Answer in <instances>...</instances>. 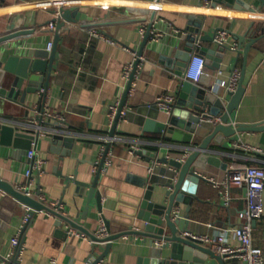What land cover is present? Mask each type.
I'll return each instance as SVG.
<instances>
[{
    "label": "crops",
    "instance_id": "1",
    "mask_svg": "<svg viewBox=\"0 0 264 264\" xmlns=\"http://www.w3.org/2000/svg\"><path fill=\"white\" fill-rule=\"evenodd\" d=\"M66 2L68 6L78 5L93 20L67 23L62 29L45 114L61 115L64 119L59 122L67 126L68 134L74 139L70 146H53L52 131L45 129L41 132L36 152L45 160L46 173L36 178L30 188L38 200L43 196L48 202L60 201L76 228L95 232L104 218L111 232L119 234L142 226L139 212L147 186H155L153 200L159 202L158 198L168 189L164 184L170 176L177 174L163 162L150 174L152 162L163 157L186 160L188 146L200 143L208 135L210 126L207 122L197 129L190 144L143 131L148 118L167 120L171 114L159 107L158 99L170 94L177 102L182 82L188 81L184 79V72L183 76L177 74L175 54L187 46V36L196 24H202L203 34L212 35L216 30H225L228 35L225 42L236 51L222 63L221 70L206 65L200 81L189 82L204 89L214 86L222 91L221 82L229 81L235 70L240 74L245 72L246 91L233 114V122L251 124L264 121V7L254 11L237 10L223 3L214 6L213 0ZM59 4L54 0H0V33H22L11 40L12 47L20 45L21 49L48 50V44L53 42L54 47L56 39V30H51L49 24L56 22L55 9ZM155 8L157 17L151 32L157 33L159 40L151 41L149 37L143 49L145 60L138 70L137 84L134 90H129L124 113L112 136L115 121L110 122V107L118 102L121 105L129 84L124 69L135 61L133 52L139 54L142 50L146 34L142 36L141 28L145 27L147 33ZM91 30L100 32L115 44L94 37ZM239 35L243 36L242 41L237 38ZM253 39L258 41L252 44ZM195 46L197 51L214 47L208 41H200ZM44 92L43 88L37 94L29 95V105L39 106ZM24 112V108L17 106L8 110L6 115L21 117ZM34 114L30 112L31 116ZM45 121L54 122L56 119L45 115ZM261 136V132L241 133L231 146L227 139L222 145L215 140L211 142V147L220 151L218 159L226 167L209 164L206 170H200L207 181L199 184L198 199L191 206L193 233L212 234L213 228L209 224L223 229L245 222L246 189L233 188L231 205L226 206L220 189L208 179L221 183L231 166H264L263 156L236 147V144L264 146ZM108 145L112 163L101 173L95 191H92L97 175L94 167L96 164L100 166ZM133 145L140 147L136 154L130 152ZM28 152L29 149L0 144V179L16 188L29 185L30 180L25 174L30 163ZM26 207L14 196L0 190V264L1 259L12 252V239L20 232ZM188 207L181 201L176 208L179 216L185 215ZM36 214L22 232L25 243L22 264H54L53 261L55 264H93V254L104 253L102 244L69 235L66 224L58 223L60 219L45 213ZM254 226L255 244L264 250V216ZM228 240L232 246L238 247L239 243L232 235ZM207 246L215 250L213 245ZM155 248L149 244V238H120L102 264H138L140 259L149 258ZM205 264L220 262L209 258Z\"/></svg>",
    "mask_w": 264,
    "mask_h": 264
},
{
    "label": "water",
    "instance_id": "2",
    "mask_svg": "<svg viewBox=\"0 0 264 264\" xmlns=\"http://www.w3.org/2000/svg\"><path fill=\"white\" fill-rule=\"evenodd\" d=\"M160 1L158 0V3ZM218 3L226 4L237 10L254 11L264 7V0H213L214 6ZM55 13H58L56 39L51 51L39 48L21 49L20 45H18L19 47H12L10 44L11 40L21 36L22 33H0V144L2 145L30 150L33 147V143L37 147L41 132L45 129L52 131L53 146L62 144L70 146L73 142L74 138L68 134L67 126L64 123L57 120L54 122L45 121V103L54 63L57 60L56 54L62 29L67 23L92 21L93 18L82 12L78 5L67 7L61 5ZM156 17L157 9L155 8L149 19L148 30L139 55L143 54V49L148 44ZM201 25L196 24L195 27L191 28L190 34L187 36L189 43L183 50L175 54V58L178 60L177 74L179 76H183V72L196 52L206 56V65L218 71L221 70L222 63L236 51L228 43L216 41L219 31L225 30H216L212 35L203 34ZM237 38L240 41L243 40L241 35L237 36ZM200 41H208L214 47L197 51L195 45ZM257 41V39H253L252 44ZM230 63H232V60H230ZM138 64L139 59L135 63V71L131 76L121 102L111 131L112 136L115 134L121 113L124 110ZM40 73H43V76ZM244 79L245 72L241 74L235 91H225L224 89L218 91L219 89L216 90L214 86L204 89L189 81H183L174 110L167 120L160 121L148 118L145 121L144 132L161 135L163 139L184 140L188 144L192 143L197 129L206 125L205 122L209 123L210 127L208 128V135L200 143L188 146L189 155L186 160L181 161L176 158L168 159L166 157L159 159L160 162L170 165L171 168L177 171V174L170 176L164 184L168 189L158 198L159 202L153 200L155 186H147L139 212L142 226L139 228L140 231L138 233L148 237L149 244L152 247H154L155 239H164L166 244L161 248L153 249L150 257L140 259L138 264H205L209 258H215L220 264H226L220 253L203 245L200 241L194 240L191 236H183V234L193 231L191 206L193 201L198 199L199 184L207 181L200 173V170H206L209 164L226 167V164H222L218 159L220 151L211 147V142L215 140L217 144L222 145L227 139V144L231 146L241 133L261 132V143L264 144V121L251 124L233 122V114L238 109L246 91ZM43 88L45 92L42 93L40 105L37 107L30 106L28 102L29 95L37 94ZM17 106L25 109L23 116L6 115L8 110ZM30 112H35V114L31 116ZM24 129L31 132H25ZM109 148L110 145L107 146L104 158L100 163L92 191H95L99 181L101 169ZM163 171L166 173V168ZM0 190L14 196L36 211L47 208L37 198L17 190L15 186L2 179H0ZM181 201L189 205V207L186 209L185 215L176 216L175 209L180 206ZM36 216L37 214L33 212L29 223ZM58 223L61 224V221L59 220ZM106 223L108 231L111 232L107 221ZM256 223L255 221L254 225ZM120 235L112 236L108 240L117 239ZM115 242L103 243L102 246L105 251L93 264H98L100 260H103L115 245ZM167 250L169 253L165 254Z\"/></svg>",
    "mask_w": 264,
    "mask_h": 264
},
{
    "label": "built area",
    "instance_id": "3",
    "mask_svg": "<svg viewBox=\"0 0 264 264\" xmlns=\"http://www.w3.org/2000/svg\"><path fill=\"white\" fill-rule=\"evenodd\" d=\"M55 2H60L59 8L61 5L65 7L68 6V0H54ZM209 2V0H206ZM70 5V4H69ZM58 8V9H59ZM58 9H55L58 11ZM58 18V13H57ZM57 22V21H56ZM55 21L49 24L51 30H56ZM141 34L144 36L146 34V28H141ZM91 35L94 37H100L106 39L107 41L114 43V41L106 38L100 32L96 30H91ZM227 32L221 31L217 37L216 41L219 43H225L227 39ZM151 41H158V34L154 31L151 32L150 35ZM53 48V42L48 44V50L51 51ZM135 55V61L139 59V65L136 68L135 75L133 77L131 83V91L134 90V87L137 84V80L139 78V68L141 63L145 60L143 55H139L137 52H133ZM135 61L129 63L124 69V77L129 82L133 72L135 71ZM206 67V58L205 56L195 53L188 64L186 70L184 71V79L193 82H199L203 74L205 73ZM241 78V74L239 71H234L232 77L229 81L221 82V87L225 91H235L239 80ZM176 103V98L173 95L165 94L161 96L157 104L161 109L171 114L174 105ZM120 109V102L112 105L109 111V119L111 124L114 123L118 112ZM124 111H122L121 116ZM49 118H55L58 121H62L64 119L61 115H54L52 113L45 114ZM237 148H242L248 152H254L264 157V146H255V145H240L236 144ZM140 151V147L138 145H133L130 149L132 154H136ZM111 151H108L104 165L101 169V173L107 171L108 167L111 165ZM28 158L30 159L29 167L27 168L25 174L29 178L30 183L27 186H18L17 190L29 195L34 196L35 192L31 191V185H33L36 181V178H41L45 173V160L41 157L37 156L36 147H32L28 152ZM185 160V159H184ZM182 160V161H184ZM160 165V160L155 159L151 166L149 167L150 174H153ZM99 164H96L94 167V172L98 173ZM212 182L218 189H220L221 196L224 200V204L226 206L231 205L232 201V189L233 188H245L246 189V216L245 222L232 228H223L217 229L209 224L210 228H213L212 234H196L193 232H185L183 236H191L194 240L200 241L203 245H213L215 247L216 252L220 253L225 261L231 262L230 264H264V250L258 247L255 244V226L254 222H258L264 216V166L261 165H243V166H231L227 169L224 180L221 183L216 182L214 179H208ZM40 199V198H39ZM42 204H44L47 208L35 211L30 207H26V214L23 218L22 226L20 232L17 233L16 236L12 239V252L5 258L1 259V264H22L23 261V253L25 249V243L22 240V232L26 225L30 222L33 212L35 213H45L49 217H55L61 220V222L66 224V229L69 235L77 236L82 239H88L93 244H103L108 243L110 241H116L120 238L125 240L128 239H144L147 240L148 237L140 235L138 232L139 228L131 229L126 232L119 233L121 234L117 239L108 240L114 234L109 232L107 229V223L104 218L101 219L100 228L95 232H87L76 228L72 221L69 219L67 214L64 212L63 204L58 200L47 201L45 197L41 196L39 200ZM176 216L179 215V210L175 209ZM62 216V217H61ZM232 235L234 239H236L239 243L238 247H234L229 243V236ZM166 244L164 239H155L154 246L161 248ZM208 247V246H207ZM211 248V247H210ZM100 256V255H99ZM97 255L93 254L92 262L98 259ZM104 260V259H103ZM103 260H100L98 264H102ZM238 260V261H237ZM237 261V262H236ZM55 264V262L53 261Z\"/></svg>",
    "mask_w": 264,
    "mask_h": 264
}]
</instances>
